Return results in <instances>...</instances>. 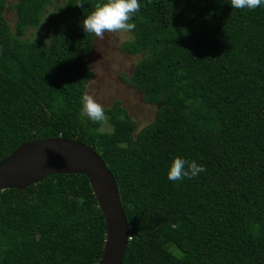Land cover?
Wrapping results in <instances>:
<instances>
[{
  "label": "trees",
  "instance_id": "obj_1",
  "mask_svg": "<svg viewBox=\"0 0 264 264\" xmlns=\"http://www.w3.org/2000/svg\"><path fill=\"white\" fill-rule=\"evenodd\" d=\"M54 0H0V161L33 138H73L112 172L129 224L122 264H264V6L230 0H139L140 54L125 79L157 106L136 121L115 100L109 130L82 116L102 0H62L47 38H28ZM204 165L167 178L173 157ZM106 222L88 178L53 173L0 190V264H97ZM172 249H169V246Z\"/></svg>",
  "mask_w": 264,
  "mask_h": 264
},
{
  "label": "water",
  "instance_id": "obj_2",
  "mask_svg": "<svg viewBox=\"0 0 264 264\" xmlns=\"http://www.w3.org/2000/svg\"><path fill=\"white\" fill-rule=\"evenodd\" d=\"M53 173H79L88 178L106 222L97 264H122L129 224L115 178L92 147L60 136L25 141L0 161V190L24 189Z\"/></svg>",
  "mask_w": 264,
  "mask_h": 264
},
{
  "label": "rangeland",
  "instance_id": "obj_3",
  "mask_svg": "<svg viewBox=\"0 0 264 264\" xmlns=\"http://www.w3.org/2000/svg\"><path fill=\"white\" fill-rule=\"evenodd\" d=\"M13 1L7 0L4 10V15L11 27L16 18L15 11L11 7ZM61 2L62 0H54L52 5L47 6L45 16L39 26L27 31L28 38H47V24L50 23ZM131 37L130 32H106L102 40L94 36L93 53L87 58L93 74L87 83L85 93L92 95L104 107L119 100L128 114L136 121L137 129H140L153 120L157 106L145 103L141 92L125 80L141 57L140 54L131 55L120 50V45ZM109 128L107 122L102 123L101 129L109 130ZM169 249H172L171 245Z\"/></svg>",
  "mask_w": 264,
  "mask_h": 264
},
{
  "label": "clouds",
  "instance_id": "obj_4",
  "mask_svg": "<svg viewBox=\"0 0 264 264\" xmlns=\"http://www.w3.org/2000/svg\"><path fill=\"white\" fill-rule=\"evenodd\" d=\"M232 8L255 9L264 6V0H230ZM77 6L83 7V0H78ZM139 0H102L94 5V10L86 15L82 27L86 34H92L104 39L106 32L128 33L136 28L133 17L140 12ZM82 116H86L93 123L106 122L108 117L105 108L90 94L82 96ZM206 171L204 165L195 160H187L182 156H175L167 172L168 180L181 181L184 178H195L199 173Z\"/></svg>",
  "mask_w": 264,
  "mask_h": 264
}]
</instances>
